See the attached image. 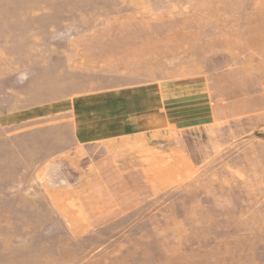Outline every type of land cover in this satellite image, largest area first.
Returning <instances> with one entry per match:
<instances>
[{
    "label": "rangeland",
    "instance_id": "rangeland-1",
    "mask_svg": "<svg viewBox=\"0 0 264 264\" xmlns=\"http://www.w3.org/2000/svg\"><path fill=\"white\" fill-rule=\"evenodd\" d=\"M0 264H264V0H0Z\"/></svg>",
    "mask_w": 264,
    "mask_h": 264
},
{
    "label": "crops",
    "instance_id": "crops-1",
    "mask_svg": "<svg viewBox=\"0 0 264 264\" xmlns=\"http://www.w3.org/2000/svg\"><path fill=\"white\" fill-rule=\"evenodd\" d=\"M158 89H159V87H158ZM130 97H131L129 100V103H130L129 113H130V115H128L127 118L125 119V122H123L125 124L140 123V122L142 124V123L148 121L146 119H150L151 116H157V121H156L155 125H157L158 129H160L161 121L160 122H158V121H159V119H161V117L164 119L165 123H167L169 125H173V126L176 125V122L181 120L180 116H179V119H178V117H174V118H168L167 117V113L165 111V108L161 107L162 103H161V105L159 104L161 102L160 91H159L157 101H155V97H154V100L149 101V99L145 98V96H139V95H136L134 93H132L130 95ZM103 104L104 103H100V105H103ZM104 107H106L105 104H104ZM111 107H112L111 114L113 116H115L116 114L122 113V111L118 110V108L122 109L119 105H118V108L116 106V109H117L116 113H114V111H113V104H111ZM101 111H102V108H101ZM123 113H124V111H123ZM145 125H147V124H145ZM111 126L105 125L104 127L99 128V132L94 130L93 131L94 132L93 133L94 134L93 140L94 141H99V140L102 141V140H107V139H116V138H120L123 136H128V135L137 134V133H143L148 129V127L145 126L143 128H136L133 130H120V128H119L120 126L119 127L116 126V128L118 127V130L115 132ZM121 126L123 127V125H121ZM124 126H126V125H124Z\"/></svg>",
    "mask_w": 264,
    "mask_h": 264
}]
</instances>
